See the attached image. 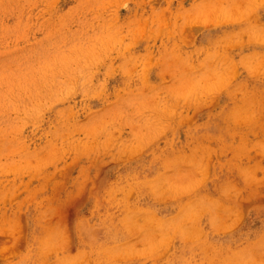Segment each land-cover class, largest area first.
Masks as SVG:
<instances>
[{"label": "rangeland", "instance_id": "374dc122", "mask_svg": "<svg viewBox=\"0 0 264 264\" xmlns=\"http://www.w3.org/2000/svg\"><path fill=\"white\" fill-rule=\"evenodd\" d=\"M0 264H264V0H0Z\"/></svg>", "mask_w": 264, "mask_h": 264}]
</instances>
